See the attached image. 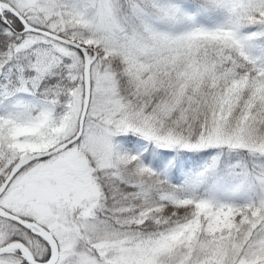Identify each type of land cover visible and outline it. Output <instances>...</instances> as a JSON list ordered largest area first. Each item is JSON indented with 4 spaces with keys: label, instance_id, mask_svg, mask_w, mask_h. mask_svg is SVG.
I'll use <instances>...</instances> for the list:
<instances>
[{
    "label": "snow or ice",
    "instance_id": "snow-or-ice-1",
    "mask_svg": "<svg viewBox=\"0 0 264 264\" xmlns=\"http://www.w3.org/2000/svg\"><path fill=\"white\" fill-rule=\"evenodd\" d=\"M0 264H264V0H0Z\"/></svg>",
    "mask_w": 264,
    "mask_h": 264
}]
</instances>
